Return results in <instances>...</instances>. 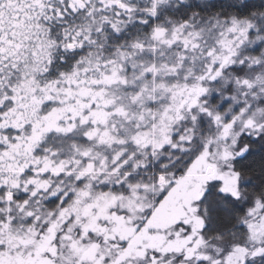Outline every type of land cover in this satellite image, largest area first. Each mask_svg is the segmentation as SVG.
I'll list each match as a JSON object with an SVG mask.
<instances>
[{
    "label": "snow or ice",
    "instance_id": "obj_1",
    "mask_svg": "<svg viewBox=\"0 0 264 264\" xmlns=\"http://www.w3.org/2000/svg\"><path fill=\"white\" fill-rule=\"evenodd\" d=\"M0 264H264V0H0Z\"/></svg>",
    "mask_w": 264,
    "mask_h": 264
}]
</instances>
